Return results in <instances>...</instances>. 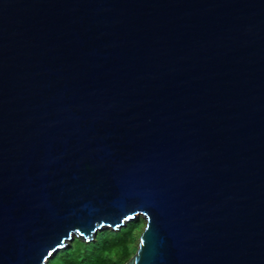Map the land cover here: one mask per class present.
Masks as SVG:
<instances>
[{"label": "water", "instance_id": "water-1", "mask_svg": "<svg viewBox=\"0 0 264 264\" xmlns=\"http://www.w3.org/2000/svg\"><path fill=\"white\" fill-rule=\"evenodd\" d=\"M138 217L125 264H264V0H0V264Z\"/></svg>", "mask_w": 264, "mask_h": 264}, {"label": "trees", "instance_id": "trees-1", "mask_svg": "<svg viewBox=\"0 0 264 264\" xmlns=\"http://www.w3.org/2000/svg\"><path fill=\"white\" fill-rule=\"evenodd\" d=\"M144 226V219L138 217L118 230L98 231L89 242L75 237L47 264H125L136 252Z\"/></svg>", "mask_w": 264, "mask_h": 264}, {"label": "rangeland", "instance_id": "rangeland-1", "mask_svg": "<svg viewBox=\"0 0 264 264\" xmlns=\"http://www.w3.org/2000/svg\"><path fill=\"white\" fill-rule=\"evenodd\" d=\"M69 242H70V241H69ZM69 242H68V243H69ZM68 243H67V244H68Z\"/></svg>", "mask_w": 264, "mask_h": 264}]
</instances>
